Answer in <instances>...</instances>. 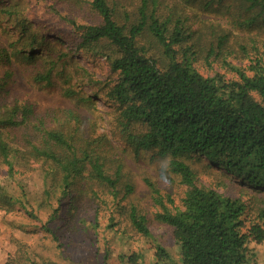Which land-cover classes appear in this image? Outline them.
Instances as JSON below:
<instances>
[{
	"label": "trees",
	"instance_id": "trees-1",
	"mask_svg": "<svg viewBox=\"0 0 264 264\" xmlns=\"http://www.w3.org/2000/svg\"><path fill=\"white\" fill-rule=\"evenodd\" d=\"M11 1L0 0V24L12 23L18 32L8 45L0 44V64L4 66L0 75V163L9 174L15 171L18 157L34 159L45 165V180L49 174L57 183L54 187L49 184L44 193L49 198L57 188L58 205L64 198L71 202V187L84 175L105 184L117 198L121 165L112 175L104 169V158L114 147L112 140L135 152L155 149L158 155L170 154L171 170L187 186L181 203L166 207L158 189L145 179L161 208L155 218L171 228L178 247V256L173 258L154 238L157 262L248 263L250 244L264 241V54L257 50L244 66L223 57L235 72L234 78L219 72L205 75L195 64L199 51L190 42L192 32L185 20L177 17L170 24V16L157 14L158 0H140L134 19L126 15L123 22L108 0H89L98 21L69 19L73 34L68 39L75 50L90 58L104 56L115 79L105 82L91 75H69L79 87L96 85L99 90L94 95L110 108L108 133L85 137L76 126L71 131L48 127L45 116H36L31 104L10 97L13 64L18 60L34 63L39 59L37 47H44L36 38L37 27L28 28ZM239 1L252 10L247 23L264 21V0ZM144 34L151 38L156 52L150 49L151 43L146 46L139 41ZM44 39L42 35L40 41ZM224 39L225 35L218 36L217 46ZM219 49L209 48L206 57L218 54ZM62 59L63 54L46 60L42 69L33 72V81L51 85L52 71ZM81 93L73 85L61 86L63 96L95 105L91 96ZM28 127L35 134L32 138L17 133ZM181 154L205 158L202 168L210 175L206 183L199 182L197 171L188 163L175 158ZM132 191L133 186L125 184L123 196ZM9 203H13L11 197L5 199L0 190V207L8 208ZM58 208H52L48 220ZM24 209L38 217L27 205ZM128 217L137 233L151 237L148 219L135 205L130 206ZM43 227L58 239L46 222Z\"/></svg>",
	"mask_w": 264,
	"mask_h": 264
},
{
	"label": "rangeland",
	"instance_id": "rangeland-1",
	"mask_svg": "<svg viewBox=\"0 0 264 264\" xmlns=\"http://www.w3.org/2000/svg\"><path fill=\"white\" fill-rule=\"evenodd\" d=\"M108 1L121 22L126 15L134 19L140 4V0ZM12 2L20 14L19 18L27 20L28 28L37 27L36 38L44 47H37L35 54L39 59L34 63L18 60L13 64L14 88L10 97L15 96L19 101L31 104L36 116H45L48 127L71 131L76 126L85 137L108 133L107 113L110 108L104 104L103 98L94 95L98 87L88 83L79 87L74 76L69 78L71 74H79L82 78L91 75L105 82L115 79L104 56L99 54L90 58L75 50V45L68 39L73 34L69 19L78 23L98 21L89 0ZM157 2V14L170 16V24L177 17L185 20L192 32L190 42L199 51L195 64L205 75L219 72L226 78H234L236 74L225 64L226 61L244 66L257 50L264 54V21L257 19L252 24L247 23L252 10L239 0ZM42 35L45 36L44 42L40 41ZM220 35H225V39L219 47L217 40ZM17 36L14 24H0L1 45H8ZM139 41L146 46L151 43L150 49L156 52V46L148 35L140 36ZM211 47L216 51L220 48L219 53L207 58L206 53ZM62 54L64 59L58 61L52 71L51 85L33 81L34 71L42 69L46 60ZM223 57L227 60L222 61ZM3 70L4 66L0 64V75ZM67 78L69 82L64 83ZM69 84L76 89L81 88V94L91 96L95 107L63 96L61 86ZM17 133H25L31 138L35 135L30 127ZM112 143L113 149L104 158V169L112 175L117 165H121L117 198L105 184L84 175L71 187V202L64 198L58 205L57 188H53L55 192L49 198L44 193L49 184H54L50 186L54 187L57 183L49 174L45 180V165L41 161L18 157L12 174L5 164L0 163V190L5 199L11 197L13 202L8 208L0 207V264H160L154 254V238L173 258H177L178 247L171 228L155 218L156 210L161 208L154 202L151 187L145 181L149 180L158 189L166 207L178 206L187 186L182 183L180 175L171 170L172 156L158 155L155 149L135 152L129 146L122 147L113 140ZM102 154L105 156L104 152ZM175 158L196 170L200 183L209 180V173L202 168L204 157L199 159L196 155L181 154ZM125 184H131L133 191L123 196ZM24 205L38 217L28 215ZM131 205H135L148 219L151 237L137 233L132 227L128 217ZM56 206L59 208L54 218L48 220ZM44 222L56 232L57 240L45 231ZM250 248L252 256L246 264H264V241L251 243Z\"/></svg>",
	"mask_w": 264,
	"mask_h": 264
}]
</instances>
